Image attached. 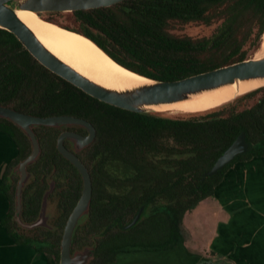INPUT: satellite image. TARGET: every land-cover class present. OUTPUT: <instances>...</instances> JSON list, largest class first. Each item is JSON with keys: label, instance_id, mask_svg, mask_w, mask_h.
<instances>
[{"label": "trees", "instance_id": "trees-1", "mask_svg": "<svg viewBox=\"0 0 264 264\" xmlns=\"http://www.w3.org/2000/svg\"><path fill=\"white\" fill-rule=\"evenodd\" d=\"M60 14H49L46 20L87 37L119 65L158 81L181 80L246 60L260 49L264 34V0H124L67 13L75 28L51 17ZM188 24L215 27L198 38L172 32L174 25ZM0 105L36 117L73 116L94 127V140L77 153L91 178L89 213L71 242L72 252L93 247L88 264H113L131 252L174 250L186 234L185 214L213 196L226 171L236 162L264 157V87L203 112L138 114L100 102L53 74L3 29ZM64 130L86 134L77 127L34 128L40 154L27 167L21 219L37 220L51 182L48 201L56 202V215L49 222L53 230H27L13 219L18 176L12 170L30 154L31 145L20 128L0 118V133L18 149L0 182L9 201L1 225L14 244L50 254L56 264L63 228L82 191L80 174L56 148ZM240 133L247 150L202 179ZM141 207L138 222L126 229Z\"/></svg>", "mask_w": 264, "mask_h": 264}, {"label": "water", "instance_id": "water-1", "mask_svg": "<svg viewBox=\"0 0 264 264\" xmlns=\"http://www.w3.org/2000/svg\"><path fill=\"white\" fill-rule=\"evenodd\" d=\"M123 1L124 0H0V29L6 30L14 35L24 49L40 65L80 89L85 94L100 102L138 114H161L154 112L152 108L176 105L204 93L245 81H264V56L261 58H248L181 80L158 81L139 75L119 65L104 52L121 68L147 81L123 89L107 88L84 77L60 60L47 49L33 31L15 15L16 10H27L46 20L47 16L52 13H72L81 10L107 8ZM48 22L53 23L50 21ZM62 29L65 28L62 27ZM85 38L88 39L87 37ZM88 40L91 41L90 39ZM95 46L99 48L97 45ZM0 118L8 120L20 128L31 145L30 154L12 170V174L18 176L15 189L13 219L21 228L27 230L34 228L54 229L48 223L49 215L47 213L48 197L54 189L53 182L50 183L49 189L42 197L40 213L37 220L32 223H24L21 219L22 192L30 178L27 167L33 164L40 154V145L34 133V128L40 126L65 129L77 127L86 131V135H81L74 131L64 130L57 138L56 148L58 153L76 168L82 179L81 195L69 214L63 228L58 264H88L94 256L93 247L72 252L71 242L76 226L89 213L92 183L89 172L77 157V153L91 144L94 140L96 134L94 127L86 120L73 116L36 117L2 105H0ZM67 140L71 143L72 150H69L64 145V142ZM246 150L247 143L245 141V135L244 133H240L231 145L217 158L212 167L203 175L202 179L214 176ZM142 210L143 208L141 207L134 219L125 227L126 229L138 222Z\"/></svg>", "mask_w": 264, "mask_h": 264}, {"label": "crops", "instance_id": "crops-1", "mask_svg": "<svg viewBox=\"0 0 264 264\" xmlns=\"http://www.w3.org/2000/svg\"><path fill=\"white\" fill-rule=\"evenodd\" d=\"M17 153L12 140L0 133V182L6 166ZM210 198L223 217L217 218L214 234L199 253H207L215 262L223 259L227 264H264V157L233 164ZM8 211L9 201L0 192V264H56L50 254L13 243L1 225ZM192 211L183 218L190 238L192 231L186 218Z\"/></svg>", "mask_w": 264, "mask_h": 264}, {"label": "bare ground", "instance_id": "bare-ground-1", "mask_svg": "<svg viewBox=\"0 0 264 264\" xmlns=\"http://www.w3.org/2000/svg\"><path fill=\"white\" fill-rule=\"evenodd\" d=\"M15 15L55 56L91 81L111 89H123L147 82L121 68L91 41L76 32L62 29L27 10H16ZM258 53L257 58L264 56V34ZM263 87L264 81H245L204 93L176 105L152 110L157 113L203 112Z\"/></svg>", "mask_w": 264, "mask_h": 264}, {"label": "rangeland", "instance_id": "rangeland-1", "mask_svg": "<svg viewBox=\"0 0 264 264\" xmlns=\"http://www.w3.org/2000/svg\"><path fill=\"white\" fill-rule=\"evenodd\" d=\"M49 17V15L47 16ZM60 25L75 28L77 26L70 14L63 13L51 16ZM44 20V19H43ZM215 26L205 27L201 24H188L184 26L174 25L172 32L177 35H185L193 38L209 36ZM258 51L250 56H258ZM184 112H165L169 117H178ZM48 223L56 215V202L47 205ZM222 218L223 214L215 208L213 200L207 199L200 207L187 216L186 221L191 228L192 238L189 233L184 234L174 250L159 253L131 252L118 256L113 264H227L225 260L213 261L208 254L199 252L207 245L208 240L214 234L217 218ZM204 257V259H202Z\"/></svg>", "mask_w": 264, "mask_h": 264}, {"label": "flooded vegetation", "instance_id": "flooded-vegetation-1", "mask_svg": "<svg viewBox=\"0 0 264 264\" xmlns=\"http://www.w3.org/2000/svg\"><path fill=\"white\" fill-rule=\"evenodd\" d=\"M87 134V133H86ZM86 134H81V135H86ZM68 141V140H67ZM69 142V141H68ZM70 143V142H69ZM66 146H67V148H68V144H67V142H66ZM69 150H72V146H71V143H70V146H69V148H68Z\"/></svg>", "mask_w": 264, "mask_h": 264}]
</instances>
